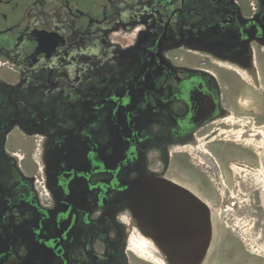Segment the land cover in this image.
Listing matches in <instances>:
<instances>
[{
    "label": "flooded vegetation",
    "instance_id": "af4514ba",
    "mask_svg": "<svg viewBox=\"0 0 264 264\" xmlns=\"http://www.w3.org/2000/svg\"><path fill=\"white\" fill-rule=\"evenodd\" d=\"M259 51L264 0H0V264H126L124 218L133 215L122 193L144 175L208 205L202 264L242 262L229 242L210 256L212 186L199 194L166 172L183 153L215 174L256 171L218 159L227 145L264 160V113L227 94L255 79L251 91L264 96ZM179 52L205 55L218 73L182 63ZM17 139L32 148H13ZM204 142L217 150L201 151ZM36 166L42 180L25 172ZM261 171L250 191L245 181L237 188L246 189L256 229L264 227ZM221 191L230 194L225 183Z\"/></svg>",
    "mask_w": 264,
    "mask_h": 264
},
{
    "label": "rangeland",
    "instance_id": "374dc122",
    "mask_svg": "<svg viewBox=\"0 0 264 264\" xmlns=\"http://www.w3.org/2000/svg\"><path fill=\"white\" fill-rule=\"evenodd\" d=\"M175 55L178 57L183 56L182 63L188 62L193 67L200 66L218 73L219 67L217 65L209 63L208 57H206L205 55L198 56L196 54L193 55L191 53L183 52L176 53ZM206 60L207 62L204 63V61ZM257 62L258 69L262 75V79H264V52L259 51V53L257 54ZM220 72H222V74L225 73L224 71ZM259 81L260 80L258 79V82ZM239 84V87L241 89L235 91L236 94H239L237 97L235 94L231 96L233 92H227V94L231 98V103L233 105L241 106V109H244L245 107H247L248 109L254 108L256 113H264V96H262L261 99H258L257 96H254L256 93L254 92V94L251 91V88L254 89L260 87V85L256 83L255 79H253L252 82V86L254 87H252L251 85H242L241 82ZM227 87L231 89V83H227ZM236 87L238 88V86ZM261 87H264V80H262ZM233 109L235 111L237 110L236 107H233ZM12 146L13 148H23V150H29L32 148L29 142L18 139L13 142ZM217 146L218 144H215V142L212 144L204 142L200 148L203 152L207 150L216 151ZM228 148L229 147L227 145L221 146L222 154L225 152L228 153L227 155L225 154L227 158L222 157L218 159L221 168H228L229 166L233 168H242L243 166H248L253 170L256 169V171H249L246 173H236L235 171H228L227 175H223L222 173L215 174L210 169L214 167V165L208 164L205 159H200L196 156H193V153L191 154L192 156L187 153H183L180 155H175L176 157H174L172 161L173 165L170 171L166 172V176L179 184L190 187L199 194H202V191L207 184H210L212 186L215 195V199L212 200L214 202L213 208L215 210V240L210 256H213V253L221 245L229 242L232 246L230 248V251L234 253V249L236 248L243 254L244 260L242 262H232L228 264H264V260L258 257L256 254V250L258 248H260L259 251H261V253L262 251H264V232H262L264 231V227L261 226L262 228L260 227L259 229H256V226L258 224H253V220L255 217L252 213V208L251 206L246 204L243 197L246 189L239 188L242 189V191H237L238 187H243L241 185L244 183V181L246 182V188H248L247 190L249 191L252 189V187L257 186L255 184V179L262 176L261 170L262 164H264V160L259 159L255 155H253L250 152L249 148L246 149L248 152L245 155L241 154L240 156L234 155L231 150H228ZM29 161H31V159ZM25 172L28 174H37L39 179L42 180L41 171H38L37 166L36 169H32L30 171L26 170ZM231 177H234V179L232 180ZM224 183L228 186L230 191L228 197L226 195L224 196L223 192L221 191L222 189H224ZM237 184L240 185L237 186ZM237 196L239 199L242 198V202H238V204H235V206L229 205L231 202L236 203L235 201L236 199H238ZM230 207L234 210H231ZM128 222L129 221H127L126 223ZM126 229L129 231V226H126ZM130 229L132 233L134 227ZM223 231L225 233L224 235H222ZM241 237L244 238L242 239ZM124 251L125 254H123V256L126 260V264H156L155 262L138 256V254L128 251L126 248H124Z\"/></svg>",
    "mask_w": 264,
    "mask_h": 264
},
{
    "label": "water",
    "instance_id": "95a60500",
    "mask_svg": "<svg viewBox=\"0 0 264 264\" xmlns=\"http://www.w3.org/2000/svg\"><path fill=\"white\" fill-rule=\"evenodd\" d=\"M122 196L135 223L167 264L204 262L212 241L208 205L190 191L153 175H144Z\"/></svg>",
    "mask_w": 264,
    "mask_h": 264
},
{
    "label": "bare ground",
    "instance_id": "6f19581e",
    "mask_svg": "<svg viewBox=\"0 0 264 264\" xmlns=\"http://www.w3.org/2000/svg\"><path fill=\"white\" fill-rule=\"evenodd\" d=\"M228 66L233 68V66L230 64H228ZM237 71H240V70H237ZM240 72H242V71H240ZM231 121L233 123H235V119H231ZM263 137H264V132H263ZM261 140H262L261 143H264V139H261ZM258 141H260V140H258ZM208 162L209 161H207V163ZM260 183L264 186V179ZM263 189H264V187H263ZM210 207H211V205H210ZM231 210H232V208H231ZM214 217H215V213H214ZM124 219H125V221H129V228L134 227L133 232L128 237L126 249L128 251L135 253V254H138V256H140V257H143L147 260L155 262L156 264H167L165 257L160 252V250L156 247V245L152 242V240H150L149 238L140 234V232L138 231V229H137L135 223L133 222V219L129 213H126V216ZM259 249L260 248L257 249L258 251L256 252V254L264 257V255H262V254H264V251H262V253H261V251H259Z\"/></svg>",
    "mask_w": 264,
    "mask_h": 264
}]
</instances>
